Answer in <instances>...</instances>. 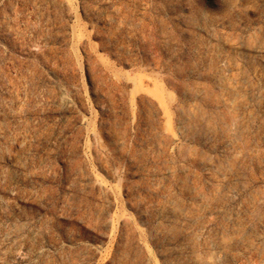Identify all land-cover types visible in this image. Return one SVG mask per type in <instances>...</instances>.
<instances>
[{"label":"rangeland","instance_id":"374dc122","mask_svg":"<svg viewBox=\"0 0 264 264\" xmlns=\"http://www.w3.org/2000/svg\"><path fill=\"white\" fill-rule=\"evenodd\" d=\"M0 264H264V0H0Z\"/></svg>","mask_w":264,"mask_h":264}]
</instances>
